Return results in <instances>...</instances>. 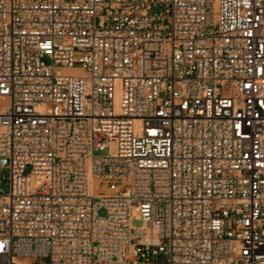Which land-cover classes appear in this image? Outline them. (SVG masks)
<instances>
[{
  "label": "built area",
  "instance_id": "2783aa9c",
  "mask_svg": "<svg viewBox=\"0 0 264 264\" xmlns=\"http://www.w3.org/2000/svg\"><path fill=\"white\" fill-rule=\"evenodd\" d=\"M0 103V264H264V0H0Z\"/></svg>",
  "mask_w": 264,
  "mask_h": 264
},
{
  "label": "rangeland",
  "instance_id": "374dc122",
  "mask_svg": "<svg viewBox=\"0 0 264 264\" xmlns=\"http://www.w3.org/2000/svg\"><path fill=\"white\" fill-rule=\"evenodd\" d=\"M45 63H48V60L45 58L43 60ZM1 105V103H0ZM4 176H6V173L4 174H0V182H1V185H0V188H5V181H4ZM36 181H37V177L33 176L32 177V186L34 187L36 185ZM144 225V222L140 216L139 213L135 212L133 214V227L135 228H140Z\"/></svg>",
  "mask_w": 264,
  "mask_h": 264
}]
</instances>
